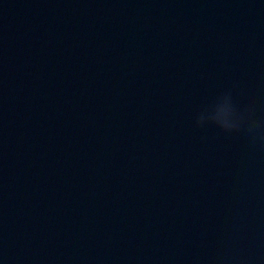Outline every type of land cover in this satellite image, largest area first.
Returning a JSON list of instances; mask_svg holds the SVG:
<instances>
[{"label":"water","instance_id":"1","mask_svg":"<svg viewBox=\"0 0 264 264\" xmlns=\"http://www.w3.org/2000/svg\"><path fill=\"white\" fill-rule=\"evenodd\" d=\"M225 93L264 121V0H0V264H264Z\"/></svg>","mask_w":264,"mask_h":264},{"label":"clouds","instance_id":"2","mask_svg":"<svg viewBox=\"0 0 264 264\" xmlns=\"http://www.w3.org/2000/svg\"><path fill=\"white\" fill-rule=\"evenodd\" d=\"M222 98H230L231 100V107L222 110L225 116L231 117V119L214 117L208 120V122L217 125L224 131L239 130V128L244 125L253 143L257 141L264 143V121L255 118L251 106H238L230 93H225L219 96L216 101ZM204 110H202L197 116V125H202L205 122L201 117V113Z\"/></svg>","mask_w":264,"mask_h":264}]
</instances>
